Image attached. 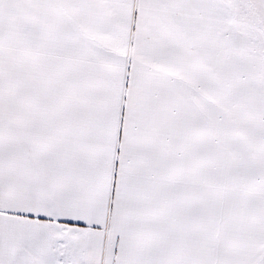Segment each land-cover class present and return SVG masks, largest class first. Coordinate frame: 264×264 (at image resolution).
I'll use <instances>...</instances> for the list:
<instances>
[{"label": "snow or ice", "instance_id": "6c2138e0", "mask_svg": "<svg viewBox=\"0 0 264 264\" xmlns=\"http://www.w3.org/2000/svg\"><path fill=\"white\" fill-rule=\"evenodd\" d=\"M0 264H264V0H0Z\"/></svg>", "mask_w": 264, "mask_h": 264}]
</instances>
